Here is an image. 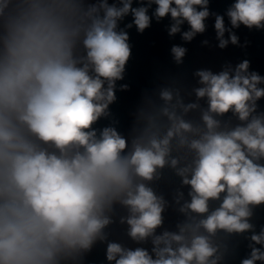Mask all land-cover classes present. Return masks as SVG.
<instances>
[{
	"label": "clouds",
	"instance_id": "obj_1",
	"mask_svg": "<svg viewBox=\"0 0 264 264\" xmlns=\"http://www.w3.org/2000/svg\"><path fill=\"white\" fill-rule=\"evenodd\" d=\"M119 3L0 0V264H82L106 239L116 204L127 209L120 223L128 237L137 244L151 238L152 248L109 242V264H218L219 233H251L240 264H264V228L256 233L249 222L264 206V113L257 114L264 77L249 72L248 60L219 73L197 70L193 91L197 101L207 98L201 123L185 119L198 103L164 88L162 106L146 99L130 147L113 127L98 136L93 125L108 114L132 56L118 22L131 14L126 27L143 33L152 21L148 7ZM153 3L157 21H174L169 35L185 21V41L205 31L209 0ZM227 16L232 28L264 29V0H235ZM214 27L221 49L238 44L223 16ZM186 51L171 48L177 65ZM229 112L241 123L222 126L216 117ZM166 167L190 187V200L179 208L177 230L157 235L166 201L150 182ZM182 199L178 192L176 203ZM213 201L219 206L210 210Z\"/></svg>",
	"mask_w": 264,
	"mask_h": 264
}]
</instances>
